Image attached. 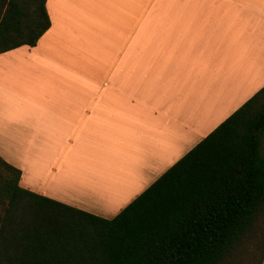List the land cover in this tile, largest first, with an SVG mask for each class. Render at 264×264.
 <instances>
[{"label": "crops", "instance_id": "0c3cea01", "mask_svg": "<svg viewBox=\"0 0 264 264\" xmlns=\"http://www.w3.org/2000/svg\"><path fill=\"white\" fill-rule=\"evenodd\" d=\"M47 10L36 46L0 54V157L65 205L114 218L264 88V0Z\"/></svg>", "mask_w": 264, "mask_h": 264}, {"label": "trees", "instance_id": "16d2710c", "mask_svg": "<svg viewBox=\"0 0 264 264\" xmlns=\"http://www.w3.org/2000/svg\"><path fill=\"white\" fill-rule=\"evenodd\" d=\"M50 27L47 0H0V54ZM263 144L264 88L112 219L23 188L0 157V264H220L264 231Z\"/></svg>", "mask_w": 264, "mask_h": 264}, {"label": "rangeland", "instance_id": "374dc122", "mask_svg": "<svg viewBox=\"0 0 264 264\" xmlns=\"http://www.w3.org/2000/svg\"><path fill=\"white\" fill-rule=\"evenodd\" d=\"M263 148H264V144H263ZM263 252H264V231L261 235L259 230H254L253 232H251L249 237L244 241H242L240 246H238L220 264H259Z\"/></svg>", "mask_w": 264, "mask_h": 264}]
</instances>
